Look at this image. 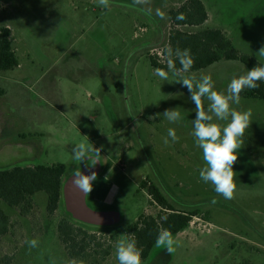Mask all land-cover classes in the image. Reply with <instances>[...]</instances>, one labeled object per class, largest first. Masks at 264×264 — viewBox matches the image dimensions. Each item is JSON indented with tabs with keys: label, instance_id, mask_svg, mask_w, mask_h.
<instances>
[{
	"label": "rangeland",
	"instance_id": "obj_1",
	"mask_svg": "<svg viewBox=\"0 0 264 264\" xmlns=\"http://www.w3.org/2000/svg\"><path fill=\"white\" fill-rule=\"evenodd\" d=\"M171 1L110 0L103 8L98 0H0V26L11 30L19 62L0 72V170L64 164L65 184L75 171L89 167L87 158L75 159L77 143L101 149L86 203L93 211L117 214L118 221L95 226L72 219L110 249L105 260L94 255L88 264H118L116 244L126 237L127 226L162 211L143 182L157 186L176 210L201 215L173 235L174 253L155 246L142 264H264V102L243 97L245 89L240 104L233 105L250 109L252 124L234 165V198L225 200L199 177L204 162L192 135L195 105L188 89L175 82L206 74L216 91L226 92L232 77L247 68L223 60L199 72L170 73L168 81L154 75L150 55L161 57L168 45L167 11L177 5L165 8L164 3ZM204 1L210 16L205 27L222 29L240 54L264 65L257 55L264 45V0ZM208 104L205 99V109ZM168 108L183 119L170 123L162 115ZM169 128L179 139L169 138L165 145ZM47 203V195L38 193L30 217L3 205L18 223L0 244L3 254L16 249L13 264L70 261L57 232L58 221L70 218L64 196L52 218ZM32 239L38 241L35 248L27 243Z\"/></svg>",
	"mask_w": 264,
	"mask_h": 264
},
{
	"label": "trees",
	"instance_id": "obj_2",
	"mask_svg": "<svg viewBox=\"0 0 264 264\" xmlns=\"http://www.w3.org/2000/svg\"><path fill=\"white\" fill-rule=\"evenodd\" d=\"M119 1L134 2V0ZM169 19L172 31L167 47L162 50L161 57L150 55L151 65L154 68H163L167 71V49L169 48L173 51L177 48L190 50L194 63L190 72L187 73L202 71L223 60L240 62L247 69L261 64L248 55L240 54L222 30L198 29L193 32L183 30L184 28H200L208 21L209 14L201 0H187L180 7L171 9ZM11 36L12 32L9 28L0 26V72L10 71L19 66ZM176 66L180 67L178 61ZM242 96L264 102V81L259 82V87L256 89H246ZM66 172L67 167L64 164L0 170V244L2 239L14 232L18 224L7 215L3 205L18 210L23 217H30L34 209V197L38 193H45L48 201L47 212L52 218L62 204ZM147 185V182L142 183L162 211L156 217L140 216L125 229V235H134L137 246L142 249V261H147L150 257L161 229H167L172 235H177L189 228L194 217L201 215L199 210L190 212L176 210L157 186L152 183ZM67 215L71 219L68 217L60 219L57 232L69 260L76 258L88 264L89 259L94 255H99L101 261L105 260L111 253L108 247H104L101 238L96 233H91L73 223L74 218L69 212ZM20 241L21 239L17 238L15 240L17 245ZM13 251L8 252L13 254L0 252V264H13L16 249Z\"/></svg>",
	"mask_w": 264,
	"mask_h": 264
},
{
	"label": "clouds",
	"instance_id": "obj_3",
	"mask_svg": "<svg viewBox=\"0 0 264 264\" xmlns=\"http://www.w3.org/2000/svg\"><path fill=\"white\" fill-rule=\"evenodd\" d=\"M145 0H134L135 4L144 3ZM98 4L103 8L110 7V0H98ZM161 16L163 13H159ZM183 18V17H180ZM259 57H264V45L257 52ZM175 57V59H173ZM180 67L177 68L176 62ZM194 60L188 49H167V71L163 68H156L154 75L163 81L169 80V74L181 76V73L190 72ZM264 81V65L257 64L241 75L233 76L227 86L226 92L215 90V83L210 75L201 74L199 77H181L175 83H181L188 89L189 99L195 105V118L191 120L195 143L202 151L204 166L199 169L200 179L213 186L217 196L225 200L234 198L236 191V172L234 165L238 162L240 149L244 145V134L252 124L251 110H238L233 105H239L241 93L245 89H256L259 82ZM209 101L207 109L203 105L204 100ZM162 115L170 122H180L183 117L176 108L165 109ZM155 117H149L153 119ZM216 121H227L226 125H221ZM169 138L174 143L178 141L176 131L168 129L164 144H169ZM101 149L91 148L84 143H77L73 147L75 159L80 162L88 159L89 167H94L101 163ZM74 184L84 192L85 196L91 193L93 181L97 178L96 172L84 175L80 169L74 172ZM213 204L217 200L213 198ZM29 248L38 246V241L32 239L27 242ZM156 246L166 249L169 254L176 251L178 242L167 229H161L157 238ZM118 264H142V249L137 246V241L132 234H128L116 244L115 250ZM68 264H84L83 260L71 259Z\"/></svg>",
	"mask_w": 264,
	"mask_h": 264
},
{
	"label": "water",
	"instance_id": "obj_4",
	"mask_svg": "<svg viewBox=\"0 0 264 264\" xmlns=\"http://www.w3.org/2000/svg\"><path fill=\"white\" fill-rule=\"evenodd\" d=\"M93 171L98 174L99 168L96 165L91 168L85 167L81 170V173L90 175ZM74 179V176L71 177L63 186L66 210L72 217L75 220L95 226H109L116 223L118 221L117 214L93 211L87 206L86 196L84 192L74 184Z\"/></svg>",
	"mask_w": 264,
	"mask_h": 264
},
{
	"label": "crops",
	"instance_id": "obj_5",
	"mask_svg": "<svg viewBox=\"0 0 264 264\" xmlns=\"http://www.w3.org/2000/svg\"><path fill=\"white\" fill-rule=\"evenodd\" d=\"M145 1H147L148 2V0H145ZM185 1H187V0H173V1H171V2H169V3H164V7L165 6H168V5H173V4H176L177 5V7L176 8H178V7H180ZM202 2H203V4L206 6V3H205V1L204 0H201ZM166 8V7H165ZM171 9H175V8H171ZM171 9H169V11L171 10ZM169 11H167V13H168V17H169ZM208 11V10H207ZM209 14V13H208ZM209 18H210V16H209ZM208 21H209V19H208ZM208 21L203 25V26H201L200 28H197V29H209V28H207V27H205L206 26V24L208 23ZM171 25V24H170ZM219 30H222V29H220L219 28ZM223 31V30H222ZM224 32V31H223ZM225 33V32H224ZM226 34V33H225ZM227 36V35H226Z\"/></svg>",
	"mask_w": 264,
	"mask_h": 264
},
{
	"label": "flooded vegetation",
	"instance_id": "obj_6",
	"mask_svg": "<svg viewBox=\"0 0 264 264\" xmlns=\"http://www.w3.org/2000/svg\"><path fill=\"white\" fill-rule=\"evenodd\" d=\"M86 167V166H85Z\"/></svg>",
	"mask_w": 264,
	"mask_h": 264
}]
</instances>
